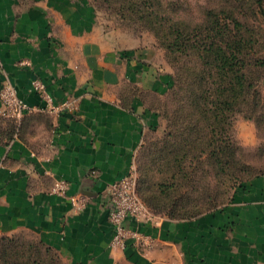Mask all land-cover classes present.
Returning a JSON list of instances; mask_svg holds the SVG:
<instances>
[{
  "label": "crops",
  "instance_id": "crops-1",
  "mask_svg": "<svg viewBox=\"0 0 264 264\" xmlns=\"http://www.w3.org/2000/svg\"><path fill=\"white\" fill-rule=\"evenodd\" d=\"M87 0H0V63L34 110L0 114V236H30L63 264H264V176L232 201L191 219L141 225L154 243L113 247L105 190L133 165L159 114L121 90L137 83L165 92L145 49L123 48L96 22ZM42 80L60 113L34 89ZM70 183L68 196L52 192ZM90 202L75 211L70 196ZM128 224L134 225L131 220Z\"/></svg>",
  "mask_w": 264,
  "mask_h": 264
},
{
  "label": "rangeland",
  "instance_id": "rangeland-1",
  "mask_svg": "<svg viewBox=\"0 0 264 264\" xmlns=\"http://www.w3.org/2000/svg\"><path fill=\"white\" fill-rule=\"evenodd\" d=\"M87 1L95 7L96 22L102 30L112 35V39L123 48L148 51L150 65L155 67V78L162 80L169 76L170 86L173 85L165 92L137 83L121 90L128 95L135 93L160 117L159 128L145 135L136 157L141 188L149 193L156 206L166 204L165 195L157 186L164 179H169V168L172 173L171 169L176 167L174 164L179 157H186L188 179L180 190L172 193L175 196L181 194L179 207L192 211L216 210L230 202L238 187L255 177L264 176V66L253 68L250 73L255 82L256 97L249 95L250 102L242 101L241 108L228 114V123L214 133V126H206L208 119L204 120L190 94L179 88L181 76L182 79L188 76L181 68L194 65V58L171 52L144 22L131 13H126L127 18L121 16L117 12V3ZM176 1L181 4L176 16L191 22L201 21L205 9L218 3L217 0L214 3L211 0ZM260 19L264 23V18ZM259 33L257 48L264 57V31L260 29ZM176 108L181 120L174 112ZM178 150L180 154L177 155ZM179 213L176 215L180 216ZM163 214L168 213L163 211Z\"/></svg>",
  "mask_w": 264,
  "mask_h": 264
},
{
  "label": "trees",
  "instance_id": "trees-1",
  "mask_svg": "<svg viewBox=\"0 0 264 264\" xmlns=\"http://www.w3.org/2000/svg\"><path fill=\"white\" fill-rule=\"evenodd\" d=\"M105 1L117 3V12L121 16L127 18L126 13H131L144 22L171 52L194 58V65H183L184 69L181 68L188 76L184 79L181 76L178 86L181 91L190 94L204 120L208 119L206 126H214V133L228 123V114L241 108L242 101L249 103L251 94L256 97L255 82L250 73L253 68L264 66V57L257 48L260 44L259 31H264V23L260 19L264 18V0H217L216 5L205 9L203 18L198 22L177 17L181 4L176 0ZM210 2L214 3V0ZM132 95L135 96V93ZM174 112L181 120L179 109ZM185 159L179 157L174 164L176 167L171 169L172 173L169 168V179L158 183L157 187L165 195L164 206L153 203L149 193L141 188L139 177L140 196L153 212L163 214L165 211L171 218L191 219L214 210L192 211L179 207L182 196H175L172 191L180 190L188 179ZM177 212L180 216L176 215ZM0 239L2 264H63L40 241L24 235L0 236Z\"/></svg>",
  "mask_w": 264,
  "mask_h": 264
},
{
  "label": "built area",
  "instance_id": "built-area-1",
  "mask_svg": "<svg viewBox=\"0 0 264 264\" xmlns=\"http://www.w3.org/2000/svg\"><path fill=\"white\" fill-rule=\"evenodd\" d=\"M34 89L46 101L45 109L60 113L73 108L74 100L55 104L47 90L46 84L36 79ZM34 110L20 96L9 73L0 63V114L4 117L21 120L27 112ZM70 183L67 180H57L52 192L68 196ZM109 208V219L114 226L113 247H126L129 240L139 250H145L154 243V236L140 230L141 225H159L160 216L153 212L143 201L139 193V176L135 165L121 178L110 183L105 190ZM75 211H82L90 202L87 195L77 193L70 196ZM131 220L134 225L128 224Z\"/></svg>",
  "mask_w": 264,
  "mask_h": 264
}]
</instances>
